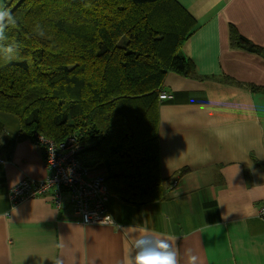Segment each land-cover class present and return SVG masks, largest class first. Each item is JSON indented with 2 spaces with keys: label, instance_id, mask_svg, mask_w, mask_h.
<instances>
[{
  "label": "crops",
  "instance_id": "0c3cea01",
  "mask_svg": "<svg viewBox=\"0 0 264 264\" xmlns=\"http://www.w3.org/2000/svg\"><path fill=\"white\" fill-rule=\"evenodd\" d=\"M177 1L197 22L181 54L201 79L164 80L172 95L159 103L164 198L139 208L110 196L115 225H82L49 195L13 207L9 189L46 173L18 120L0 113V264H127L143 235L174 237L180 264L189 249L196 264H264V93L245 87L264 89V58L229 38L233 27L264 47V0Z\"/></svg>",
  "mask_w": 264,
  "mask_h": 264
},
{
  "label": "trees",
  "instance_id": "16d2710c",
  "mask_svg": "<svg viewBox=\"0 0 264 264\" xmlns=\"http://www.w3.org/2000/svg\"><path fill=\"white\" fill-rule=\"evenodd\" d=\"M3 5L17 20L6 35L19 54L5 62L0 50V113L15 117L31 141L35 134L56 143L74 137L81 164L101 172L110 196L121 202L141 208L164 198L159 94L170 73L201 79L181 54L196 31L195 18L177 0ZM229 38L231 47L264 58V47L233 27ZM222 82L242 86L229 78Z\"/></svg>",
  "mask_w": 264,
  "mask_h": 264
},
{
  "label": "built area",
  "instance_id": "2783aa9c",
  "mask_svg": "<svg viewBox=\"0 0 264 264\" xmlns=\"http://www.w3.org/2000/svg\"><path fill=\"white\" fill-rule=\"evenodd\" d=\"M161 101L172 99L166 92L159 94ZM41 151L45 178L40 181L22 179L8 191L9 203L15 207L25 201L49 195L52 205L60 209L67 204L82 225H115L108 211L110 194L101 172L81 164L82 148L74 137L56 143L35 134L33 141ZM176 182H173V185ZM105 217H110L104 221ZM259 219L264 223V202L260 204ZM104 221V222H103Z\"/></svg>",
  "mask_w": 264,
  "mask_h": 264
},
{
  "label": "clouds",
  "instance_id": "9594fccd",
  "mask_svg": "<svg viewBox=\"0 0 264 264\" xmlns=\"http://www.w3.org/2000/svg\"><path fill=\"white\" fill-rule=\"evenodd\" d=\"M17 23L11 10L0 4V50L7 55L5 62H10L17 58L19 46L15 41L7 42L6 32ZM43 37L44 33H39ZM111 219L105 217L104 221ZM103 221V222H104ZM174 237H163L160 235H143L134 241V255H131L127 264H180V252L174 243ZM184 256L187 258L186 264H196L197 257L186 250ZM59 264V261H57Z\"/></svg>",
  "mask_w": 264,
  "mask_h": 264
}]
</instances>
